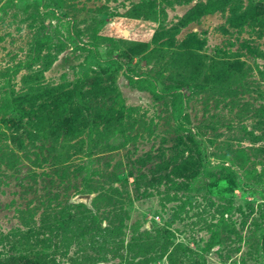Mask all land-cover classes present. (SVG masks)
Returning <instances> with one entry per match:
<instances>
[{"label": "rangeland", "instance_id": "1", "mask_svg": "<svg viewBox=\"0 0 264 264\" xmlns=\"http://www.w3.org/2000/svg\"><path fill=\"white\" fill-rule=\"evenodd\" d=\"M263 235L264 0H0V264H264Z\"/></svg>", "mask_w": 264, "mask_h": 264}, {"label": "water", "instance_id": "2", "mask_svg": "<svg viewBox=\"0 0 264 264\" xmlns=\"http://www.w3.org/2000/svg\"><path fill=\"white\" fill-rule=\"evenodd\" d=\"M123 33H124V35H126V36H129V34H130L129 31H124ZM79 199L90 200V199H91V196L80 197Z\"/></svg>", "mask_w": 264, "mask_h": 264}, {"label": "trees", "instance_id": "3", "mask_svg": "<svg viewBox=\"0 0 264 264\" xmlns=\"http://www.w3.org/2000/svg\"><path fill=\"white\" fill-rule=\"evenodd\" d=\"M263 237H264V235H263ZM263 237H262V246L264 248V238Z\"/></svg>", "mask_w": 264, "mask_h": 264}]
</instances>
